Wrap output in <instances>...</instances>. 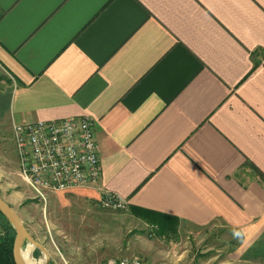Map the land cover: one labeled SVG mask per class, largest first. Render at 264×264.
Returning <instances> with one entry per match:
<instances>
[{"label": "crops", "instance_id": "obj_1", "mask_svg": "<svg viewBox=\"0 0 264 264\" xmlns=\"http://www.w3.org/2000/svg\"><path fill=\"white\" fill-rule=\"evenodd\" d=\"M0 71V193L47 264L96 256L104 194L238 234L234 260L264 264V0H0ZM82 117L102 178L43 201L12 127ZM155 245L136 257L162 264Z\"/></svg>", "mask_w": 264, "mask_h": 264}, {"label": "built area", "instance_id": "obj_2", "mask_svg": "<svg viewBox=\"0 0 264 264\" xmlns=\"http://www.w3.org/2000/svg\"><path fill=\"white\" fill-rule=\"evenodd\" d=\"M12 143L20 174L43 201L51 193L95 187L102 178L95 122L89 117L18 123ZM104 206L126 208L114 194H104ZM5 236L0 224V244ZM105 264H144L137 257L112 258Z\"/></svg>", "mask_w": 264, "mask_h": 264}, {"label": "rangeland", "instance_id": "obj_3", "mask_svg": "<svg viewBox=\"0 0 264 264\" xmlns=\"http://www.w3.org/2000/svg\"><path fill=\"white\" fill-rule=\"evenodd\" d=\"M0 78L5 79L2 71H0ZM97 211L102 216L101 224L97 228L96 256L89 255L91 250H88V246H90L88 241L81 243L85 246V250L80 251L83 256L82 261L87 264H98L99 261L105 263L110 257H136L142 240L146 244L154 243L156 248L164 249L167 257L162 258V264H238L234 260L236 257L234 248L240 241L238 234L216 228H182L180 223L174 222L173 232L164 235L161 233L160 226L141 221L130 213L129 208L116 209L98 206ZM39 231L47 233V230L42 227H39ZM90 232L92 231L86 229L83 234L87 237ZM53 237L54 242L48 237V242L44 245L55 250V245H62V237L56 234ZM30 244L29 241H26L23 249H26V246ZM65 244L72 245L73 243L65 242ZM40 246L35 247L32 252L36 261H41L46 257ZM35 252L39 253L37 258L34 255ZM109 254L112 256H108ZM100 255L103 257L100 258ZM140 257L142 258V256Z\"/></svg>", "mask_w": 264, "mask_h": 264}, {"label": "trees", "instance_id": "obj_4", "mask_svg": "<svg viewBox=\"0 0 264 264\" xmlns=\"http://www.w3.org/2000/svg\"><path fill=\"white\" fill-rule=\"evenodd\" d=\"M131 211L134 215L144 219L146 222L160 226L161 233L164 235L169 234V232H173L174 222L179 224V220L151 210L133 207ZM0 224L5 230V236L0 244V264H16L13 254L16 231L12 224L2 215L1 212ZM34 255L37 258L39 253L35 252Z\"/></svg>", "mask_w": 264, "mask_h": 264}, {"label": "water", "instance_id": "obj_5", "mask_svg": "<svg viewBox=\"0 0 264 264\" xmlns=\"http://www.w3.org/2000/svg\"><path fill=\"white\" fill-rule=\"evenodd\" d=\"M0 212L2 215L12 224L16 231L13 254L16 264H23L21 258V252L23 249V243L25 240H29L31 244L38 246V243L31 236L29 231L26 229L23 221L19 215L15 212L10 204H8L0 193ZM48 261H46L47 264Z\"/></svg>", "mask_w": 264, "mask_h": 264}, {"label": "bare ground", "instance_id": "obj_6", "mask_svg": "<svg viewBox=\"0 0 264 264\" xmlns=\"http://www.w3.org/2000/svg\"><path fill=\"white\" fill-rule=\"evenodd\" d=\"M26 249H22L21 252V258L23 264H46V257L42 259L41 261H36L32 256V252L36 245L30 244L29 246H26Z\"/></svg>", "mask_w": 264, "mask_h": 264}]
</instances>
